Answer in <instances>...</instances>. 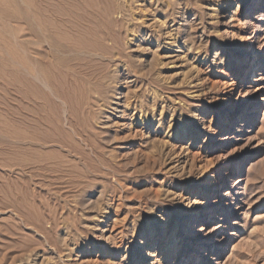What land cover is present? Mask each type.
<instances>
[{"label": "rangeland", "instance_id": "rangeland-1", "mask_svg": "<svg viewBox=\"0 0 264 264\" xmlns=\"http://www.w3.org/2000/svg\"><path fill=\"white\" fill-rule=\"evenodd\" d=\"M212 1L0 0V264H264V73L259 92L240 89L250 68L239 65L264 61V6L248 12L256 0ZM153 15L167 19L180 46L206 48L208 62L214 43L224 45L225 63L201 69L206 96L186 82L194 53L141 41L146 30L160 32L148 27ZM245 101L223 125L226 108ZM135 105L157 120L164 107L161 123L171 126L155 145L141 125H130ZM252 110L251 122L235 134L231 129ZM150 145L168 154L190 149L201 166L206 157L213 164L218 188L232 182L217 194L209 190L205 207L194 197L201 204L182 229L183 247L188 231L202 234L190 228L213 235L208 242L199 236L178 257L161 255L171 238L155 253L142 230L164 225L155 212L165 208L174 236L189 210L184 199L202 183L199 165L191 176L179 165L176 197L165 199L166 163L149 159L156 151ZM219 224L225 229L216 231ZM115 248L133 259L114 257ZM146 252L155 258L143 259Z\"/></svg>", "mask_w": 264, "mask_h": 264}, {"label": "bare ground", "instance_id": "bare-ground-1", "mask_svg": "<svg viewBox=\"0 0 264 264\" xmlns=\"http://www.w3.org/2000/svg\"><path fill=\"white\" fill-rule=\"evenodd\" d=\"M214 1V0H213ZM212 1V2H213ZM230 2V0H215V5H217V6H221L222 4H227V3H229ZM263 5L264 6V0H256V3L255 4H252V6H251V8L248 10V12H252V11H256L257 10V7H259L260 5ZM180 5V4H179ZM153 6H152V3L150 2V5H149V7L148 8H150V12H151V8H152ZM178 7V6H177ZM219 8V7H218ZM235 9V8H234ZM148 10V9H147ZM152 12H153V10H152ZM214 12L215 13H217V9L216 10H214ZM155 13V12H154ZM177 14H179V13H177ZM219 15V14H218ZM152 16V15H151ZM156 17L153 15V18H152V21H151V24L148 26V27H150V28H160V32L158 33V34H154L155 32L151 29V30H146L147 29V27H146V31L144 32V35H143V37L141 38V41L143 42H145L146 43V41H147V44H148V46H151L152 44H153V42L155 41L156 42V47H158V48H160V46L162 45H160L159 43V45L157 44V41H159V40H162V42L163 43H165V42H167L166 43V46H172V47H175V48H178V49H182V50H184V53L186 52V54H191L192 53V55H193V53H194V57H192V59H191V61H190V64L188 65L189 66V69H186V70H189L190 72H191V75L189 76V80H187L186 82H189V84L188 85H190L191 87H189V88H191L192 90H194L195 89V92L194 93H199L198 94V97H199V95L200 96H206L209 92H206L205 91V89H204V87H203V80L200 78L201 77V73L203 72V70H201L202 68H203V66H205V65H208L209 67L208 68H210V67H212V65H215L217 68L219 67V65H220V63H223L225 60L224 59H222L221 58V54H220V52H222L223 50H224V45H222V44H220V43H214V57H213V59H212V62H208V55H209V51L205 48H203V47H195V45H193V44H191V43H189V44H187L186 43V45H185V43H183L181 46H180V42H179V38L180 37H178V35H177V33L176 32H174V30L172 29V27L171 26H169V24L167 23V19H165V20H163V21H160V22H156V19H155ZM128 19V18H127ZM252 19H255V17H253ZM155 24H157V25H155ZM144 26V25H143ZM154 26V27H153ZM253 27V26H252ZM131 29V28H130ZM261 31V30H260ZM259 31V33H261ZM180 35V34H179ZM135 36V35H134ZM218 36V35H217ZM221 36V35H220ZM133 38V37H132ZM220 39V38H219ZM135 41V40H134ZM138 41H140V40H138ZM189 41V40H188ZM216 42H218V41H216ZM165 46V45H164ZM207 46V45H206ZM205 46V47H206ZM141 46L140 45H138V47L137 48H140ZM168 48H170V47H168ZM242 48H244V47H242ZM157 49V48H156ZM165 49V48H164ZM144 50V49H143ZM210 50V49H209ZM213 50V49H212ZM250 52H249V54L250 55H252V54H256V53H258V51H256V50H254L253 48H250V50H249ZM171 53V52H170ZM182 53V52H181ZM183 53V54H184ZM152 56V55H151ZM167 57V56H166ZM165 57V58H166ZM165 58H163L162 57V59H165ZM168 58V57H167ZM174 58H175V56H174ZM173 58V59H174ZM180 58H182V57H180ZM180 58H178V59H180ZM186 58V57H185ZM237 58V57H236ZM235 57H233L232 58V62L231 63H233L234 61H235V59H236ZM171 59V58H170ZM172 59V60H173ZM183 59V58H182ZM252 59L253 60H250V61H246V62H242V64H239V65H242V67H243V69L244 68H246V67H249L250 68V70H248V77H247V81L244 83L245 84V86H240V89L242 88V89H244V88H249L248 86L250 85H252L253 87V89H255V93H257V92H259L260 91V88L257 86V85H255V84H257L259 81H260V79L259 78H261V76H262V74L261 73H264V69H261L260 71H259V68H263V67H259L258 66V64L260 63H263L264 64V61H262V60H260L258 63L255 61V57H252ZM188 61V60H187ZM187 61H186V63H187ZM217 62H219V63H217ZM225 63V62H224ZM233 65V64H232ZM125 66V65H124ZM187 66V67H188ZM220 67H222V66H220ZM233 67V66H232ZM248 68V69H249ZM243 69H241L242 71H243ZM204 75V74H203ZM187 76V75H186ZM185 76V77H186ZM188 78V77H187ZM186 84V83H185ZM214 89H215V87H214ZM213 89V90H214ZM212 93V92H211ZM210 93V94H211ZM216 94V92H213V94L212 95H215ZM154 95V94H153ZM217 96V95H216ZM153 97V96H152ZM160 98V100L159 101H161L162 100V96H159ZM155 98V97H154ZM154 98H153V102H152V105H151V107L152 108H154L155 107V105H156V102H155V100H154ZM204 98V97H203ZM156 99H158V98H156ZM249 101V100H248ZM248 101H245L244 103H240V105H238L237 107H235V108H226V110H225V113H222L223 115L222 116H224V118H223V125H225V123H226V121L230 118V117H232V115L233 114H237V113H239L241 110H243L244 108H245V106L247 105V102ZM222 103V102H224V100H220L219 101V103ZM160 104V103H159ZM162 104V103H161ZM224 108V107H223ZM149 109V108H148ZM137 110V112L138 113H136V115H132V117H131V119H130V125L131 124H138V125H141L146 131H147V133H144L143 135L144 136H146L145 138H146V140L150 143V144H152V143H154L155 141H156V138L160 135V134H162V132H163V130H165L166 128V132L168 133V129H170V126L171 125H169V126H167L165 129H164V127H163V124L161 123V117L163 116V114H164V107H162V105L160 106V111H159V119L157 120L156 119V117H155V115L153 114V111H151L152 112V115L149 117V116H147V111H145L144 112V110H142V108H141V106L139 107V106H136L135 105V107L133 108V111H136ZM253 111V112H252ZM251 112L252 113H250L249 114V116L247 117L246 116V118H244V120H243V122H240V124L238 125V127L236 128V129H231L232 131H234L235 132V134H240V133H242L243 132V129L244 128H246V126L251 122V120L253 119V117L255 116V112H254V110H252ZM166 112V111H165ZM152 125L155 127L154 128V132L152 133ZM202 126V125H201ZM125 127V126H124ZM225 127V126H224ZM190 128H188V127H186V128H184V133H185V136H188L189 134H190V130H189ZM165 133V132H164ZM246 133H249V132H246ZM143 136V137H144ZM165 137H167L168 139H170L171 138V134H170V136H166L165 135ZM183 137V135L181 136H179V138H182ZM191 140H192V137L190 138V140H189V142H191ZM220 141H224V140H220ZM236 141H242L241 139L240 140H236ZM160 142V141H159ZM248 142H250V141H248ZM145 143H147V142H145ZM165 143V142H164ZM158 144V143H157ZM168 144V143H167ZM153 145H155V143L153 144ZM153 145H150V146H152L154 149H155V147L153 146ZM188 145V147L191 145V143H188L187 144ZM164 146H166V145H163L162 146V149L164 148ZM160 147V146H159ZM148 149H150L151 150V148L150 147H148ZM157 149V148H156ZM155 149V150H156ZM185 149V148H184ZM147 150V149H146ZM153 150V149H152ZM150 151V152H148V156H149V159L150 160H152V162L154 163V162H157L158 160H160V159H162V158H164V161H163V163H166V166H165V172L168 174V180H166L165 181V186H166V189L165 190H163L164 192H163V194H164V198L165 199H169V200H172L173 198H175L176 196H175V193H172L173 191H171V190H173V189H176V188H174L175 187V178H177V176H179L177 173V176H175V175H173L174 173H175V169H177V167H179V165H182V166H184L185 164H186V166H187V168H188V171L186 172L187 173V176H191L192 175V170L194 171V169H192L193 168V166H195V165H199L198 166V168H197V170L199 171V173H197V177L199 178V179H201L202 180V183H201V185L199 186V188L197 189V190H195L194 192H190V193H188V194H194V196H191L190 198L188 197V198H186V199H184V201H186V206L188 207V211L183 215V217L180 219V222H179V224H180V226H178L177 227V229H176V232L174 233V236L173 237H171L172 235H173V232L175 231H172L171 232V224H170V221H171V219H172V216L171 215H169V213L167 212V210H165V208H158V209H156V212L155 213H157L158 214V216L156 217L158 220H160V221H162L163 223H164V225H162V226H159V227H157V226H155V228L153 229V230H146L145 228V230H142L143 231V233H142V239L144 240V242H146V244L147 243H149V241H150V243H151V240H154L153 242H154V244H152V246H154V250H155V253L157 252V250H158V248H159V246H160V243L161 242H165V241H167L169 238H171L170 239V241H169V243H170V247L167 249V251L165 252H163V254H161V255H163V257H165V256H167V255H170V254H172L173 252H176V255H177V257L178 256H180V255H182L183 253H187V252H189L190 250H192L193 249V247H192V243L194 242V241H197V240H199L200 238H198L199 236H202L204 233L206 234L205 236H204V239H206L205 241H203V242H208V238H210L212 235H213V233L211 232V231H207V229L206 228H200V230H198V231H193V229L191 230V228H190V233H202V234H200L198 237L197 236H189V231H188V233L186 234V238L187 239H191L190 240V243L187 245V247H183V242L185 241V238H182V235H184V234H181L182 233V229L183 228H187L188 226H189V224H191V220L195 217L194 216V214H195V209L197 208V207H199V205L201 204V202L200 201H198V198H194V197H201L202 199L201 200H204L203 201V203H202V207H205L206 205H208L207 204V201H206V197H208V194H210L211 192H209V190H211L212 188H216L215 190H214V192H212V193H214V194H217V193H219V190L220 189H225V190H228L230 187H231V185L229 184V183H232V182H226L225 183V186H223V187H220V188H218L217 187V185H218V179H216L215 178V175H213V176H211L210 175V167L213 165L212 163H210V161L208 160V162L206 161L207 160V157H206V160L203 162V165L201 166V163H202V160H201V155L199 156L198 154H194L193 153V155H191L192 154V152H190V149H185V150H183V151H181L180 150V152H181V154L180 153H162V150H161V148H160V150L158 149V151L156 150V151ZM147 151H149V150H147ZM186 152V153H185ZM242 152H243V150H242ZM185 153V156H183L182 157V155ZM191 153V154H190ZM242 154V153H241ZM190 155H191V157H190ZM242 156V155H241ZM181 160H184V161H182V162H180ZM162 163V162H161ZM174 163H177V165L175 166V167H171V165L172 164H174ZM223 164H225V162H223L222 160H220V165H223ZM254 165L255 164H252V166H251V169H252V167H254ZM182 166H181V172H182ZM195 168V167H194ZM179 170V169H178ZM177 170V171H178ZM250 169H248V171H249ZM179 173V172H178ZM180 174V173H179ZM183 174V173H182ZM250 174V173H249ZM183 176V175H182ZM233 176V175H232ZM231 176V177H232ZM181 177V176H180ZM237 179H239V178H237ZM169 180H171V181H169ZM241 181V180H240ZM227 185V186H226ZM178 186V185H177ZM194 198V200L193 201H191V199H193ZM168 200V201H169ZM107 205V204H106ZM190 207V208H189ZM201 207V206H200ZM151 209V208H150ZM103 212V211H102ZM201 214V212H199L198 213V217H199V215ZM208 214H210V213H208ZM153 215V214H152ZM212 215H214V214H212ZM208 216V215H207ZM166 219H168V221H166ZM220 221V223H226L225 222V219H221V220H219ZM164 227V228H163ZM175 227V226H174ZM223 229H225L224 227H223V225H218L217 226V229H216V231H219V230H223ZM187 230V229H186ZM137 231V230H136ZM134 234V233H133ZM222 235H223V233H222ZM184 237V236H183ZM191 237V238H190ZM222 237V236H221ZM120 245V244H119ZM151 245V244H150ZM150 245H148L147 247L149 248L150 247ZM194 245V244H193ZM118 246V245H117ZM116 246V247H117ZM146 247V246H145ZM156 247V248H155ZM116 249V248H115ZM152 249V250H153ZM120 251V250H119ZM117 249L115 250V252L112 254L114 257L115 256H120V259H133V258H131V256H130V252H129V250H127V249H123V251H122V253L121 252H119ZM155 253H154V255L153 254H151V253H148V252H146L145 253V256H144V258L143 259H147V258H149V257H154L155 258ZM110 255V254H109ZM209 259H211V258H209ZM140 264V263H139Z\"/></svg>", "mask_w": 264, "mask_h": 264}]
</instances>
